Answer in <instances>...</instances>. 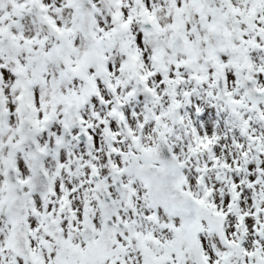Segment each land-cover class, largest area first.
Returning a JSON list of instances; mask_svg holds the SVG:
<instances>
[{"label": "snow or ice", "instance_id": "snow-or-ice-1", "mask_svg": "<svg viewBox=\"0 0 264 264\" xmlns=\"http://www.w3.org/2000/svg\"><path fill=\"white\" fill-rule=\"evenodd\" d=\"M0 264H264V0H0Z\"/></svg>", "mask_w": 264, "mask_h": 264}]
</instances>
